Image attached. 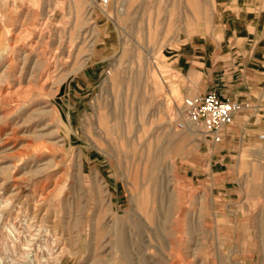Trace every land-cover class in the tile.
<instances>
[{
  "label": "rangeland",
  "instance_id": "374dc122",
  "mask_svg": "<svg viewBox=\"0 0 264 264\" xmlns=\"http://www.w3.org/2000/svg\"><path fill=\"white\" fill-rule=\"evenodd\" d=\"M232 37L264 0H0V264H264L260 132L173 122Z\"/></svg>",
  "mask_w": 264,
  "mask_h": 264
},
{
  "label": "crops",
  "instance_id": "0c3cea01",
  "mask_svg": "<svg viewBox=\"0 0 264 264\" xmlns=\"http://www.w3.org/2000/svg\"><path fill=\"white\" fill-rule=\"evenodd\" d=\"M247 42L232 37L226 51L189 55L191 72L199 77L197 94L216 89L222 96L237 98L246 103L229 127L230 135L243 137L264 130V63L247 54Z\"/></svg>",
  "mask_w": 264,
  "mask_h": 264
},
{
  "label": "built area",
  "instance_id": "2783aa9c",
  "mask_svg": "<svg viewBox=\"0 0 264 264\" xmlns=\"http://www.w3.org/2000/svg\"><path fill=\"white\" fill-rule=\"evenodd\" d=\"M98 1L103 5L109 2ZM245 107L242 100L222 96L216 89H210L204 94L185 95L181 101H174L173 122L180 130L202 127L215 144H220L228 138L229 127ZM258 137L264 141V132L258 133Z\"/></svg>",
  "mask_w": 264,
  "mask_h": 264
},
{
  "label": "bare ground",
  "instance_id": "6f19581e",
  "mask_svg": "<svg viewBox=\"0 0 264 264\" xmlns=\"http://www.w3.org/2000/svg\"><path fill=\"white\" fill-rule=\"evenodd\" d=\"M23 41V40H22ZM16 42V41H15ZM21 44V43H20ZM33 45V44H32ZM39 50V49H38ZM7 57V56H6ZM11 58V57H10ZM53 60V59H52ZM52 67V66H51ZM45 71V70H44ZM46 81V80H45ZM11 85V84H10ZM190 132V134H193V135H199L200 133L198 132V129L195 127V128H192V129H189L188 130ZM7 139V138H6ZM49 250V248H48ZM48 252H51L50 250ZM51 254V253H50Z\"/></svg>",
  "mask_w": 264,
  "mask_h": 264
}]
</instances>
